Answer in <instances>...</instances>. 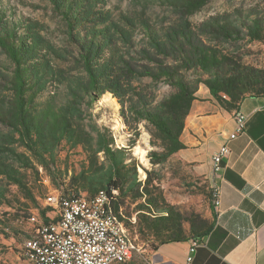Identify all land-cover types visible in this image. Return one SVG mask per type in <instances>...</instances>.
Returning <instances> with one entry per match:
<instances>
[{"label": "rangeland", "instance_id": "rangeland-1", "mask_svg": "<svg viewBox=\"0 0 264 264\" xmlns=\"http://www.w3.org/2000/svg\"><path fill=\"white\" fill-rule=\"evenodd\" d=\"M56 1L0 0L1 31L15 33L27 42L24 56L29 85L36 94L34 105L53 100L68 114L83 143L71 147L72 143L64 140L59 153L61 170L50 173L20 145L13 127L0 118V170L9 167L13 177L23 180L20 185L0 173L4 196L0 204V264H33L24 254L25 241L34 230L30 218L36 215L45 220L46 212L54 216L53 208L46 203L50 193L71 195L70 186L78 177L106 182L113 176L124 181L122 206L126 216L135 218V223L127 220V225L131 237L141 246L132 260L115 264H145L149 252L163 240L200 230L213 191L196 177L190 183V198L169 197L168 188L173 184L170 164L159 157L164 152L162 140L135 113V108L143 107L141 99L131 92L122 97L111 92L96 95L90 88L82 52L87 47L99 49L100 55L115 60L117 66L125 61L142 72L136 73L134 88L144 101L156 104L168 97L172 88L164 77L143 74L156 72L166 62L175 63L172 55L160 52L164 48L169 54L173 52L165 35L174 37L181 27L195 37L202 32L208 34L212 17L224 18L233 29L232 39L221 36L218 40L230 59L264 71V40L248 35L254 17H260L264 26V0H212L193 15L182 8L183 0ZM69 5L70 12L65 14L63 9ZM14 68L0 47L3 116L12 112ZM102 138L122 151L119 157L124 161L118 168L103 151H97ZM137 146L147 150L146 160L136 152ZM179 199L185 201L178 203Z\"/></svg>", "mask_w": 264, "mask_h": 264}, {"label": "trees", "instance_id": "trees-1", "mask_svg": "<svg viewBox=\"0 0 264 264\" xmlns=\"http://www.w3.org/2000/svg\"><path fill=\"white\" fill-rule=\"evenodd\" d=\"M211 1L183 0L181 5L190 15H193ZM70 9L69 5L63 11L67 14ZM253 21L254 27H248V35L253 40H264L263 21L258 16L254 17ZM1 22L2 15L0 14V47L6 51L15 65L11 80L15 94L11 114L3 116L0 113V118L13 127L18 135L17 140L20 145L30 150L45 170L50 173L58 172L61 170L60 145L64 140L72 143L71 147L82 144L81 135L73 126L68 114L63 108L57 107L53 100L34 105L36 94L32 92V87L29 85L30 75L24 56L27 42L19 40L15 33L2 32ZM197 28L202 30L200 27ZM221 36L226 40L232 39L233 29L227 20L218 17H212L211 31L208 34L202 32L195 37L191 31L187 32L181 27L180 30H175L174 37L165 35L173 52L169 54L166 48L160 52L169 57L172 55L175 63L166 62V64H161L156 72L148 71L143 74L156 79L164 77L166 83L172 88L170 95L156 104L144 101L134 88L135 75L142 72H138L125 61L121 66H117L115 60H108L105 56L100 55L99 49L95 51L91 47H87L82 54L90 78V88L96 95L111 92L122 97L131 92L141 99L143 107L141 109L134 107L135 113L139 120H145L150 124L153 127L154 135L162 140L164 152L159 155L160 159H168L172 153L184 147L181 142V134L185 119L193 101L197 98V91L201 84L207 86L213 97L227 110H238L246 95H264V71L255 70L231 60L225 49L220 46L218 40ZM123 113L128 118L125 110ZM98 145L97 151H103L112 161L114 168H118L124 161L119 157L122 151L115 149L110 140L102 138ZM0 173L13 178L20 185L23 183V180L13 177L9 167L0 170ZM70 187L72 194H86L89 197L95 196L101 190L108 191L109 194L113 190H118L119 195L116 196L112 206L116 210L120 208L117 216L127 227V220L134 223V217L126 216L124 213L120 196L124 181L120 177H110L106 182H89L88 179L78 177L77 182ZM94 187L103 188L93 192ZM3 199V192H0V204L4 202ZM47 214L48 212H46ZM49 220L50 218L46 217L44 221ZM184 237L185 235L173 234L168 240L162 242L179 241Z\"/></svg>", "mask_w": 264, "mask_h": 264}, {"label": "crops", "instance_id": "crops-1", "mask_svg": "<svg viewBox=\"0 0 264 264\" xmlns=\"http://www.w3.org/2000/svg\"><path fill=\"white\" fill-rule=\"evenodd\" d=\"M239 109L247 115L245 132L231 139L235 110L200 85L181 134L184 147L168 157V195L190 198V183L199 177L217 191L220 203L212 193L200 230L159 243L145 264H187L193 238L200 244L192 264H264V95H246ZM223 144L231 152L216 170L213 156Z\"/></svg>", "mask_w": 264, "mask_h": 264}, {"label": "built area", "instance_id": "built-area-1", "mask_svg": "<svg viewBox=\"0 0 264 264\" xmlns=\"http://www.w3.org/2000/svg\"><path fill=\"white\" fill-rule=\"evenodd\" d=\"M234 119L231 139L245 132L247 115L238 109ZM230 152L229 145L223 144L214 154L216 170L221 168L223 159ZM117 195L118 190L111 194L107 191L105 196L90 200L79 199L76 194L50 193L46 203L55 214H47L49 221L39 220L36 215L30 218L34 230L25 241V256H32L33 264H115L129 261L141 246L136 239L134 243H127L123 225L117 219L120 208L116 210L112 206ZM213 199L219 205L216 190ZM199 244L198 239L191 240L187 264H192Z\"/></svg>", "mask_w": 264, "mask_h": 264}, {"label": "bare ground", "instance_id": "bare-ground-1", "mask_svg": "<svg viewBox=\"0 0 264 264\" xmlns=\"http://www.w3.org/2000/svg\"><path fill=\"white\" fill-rule=\"evenodd\" d=\"M109 94V95H108ZM106 95H108V96H110L111 98H113L112 96H111V94L110 93H107ZM105 95V96H106ZM136 152L138 153V154H141V157L143 158V159H145L146 160V153H147V150L146 149H143L141 146H137L136 147ZM105 194H107V191H105V190H101L99 193H97L95 196H93V197H89L88 195H86V194H76L77 195V197L79 198V199H86V198H90V200H97V197H103V196H105ZM117 219H119L120 220V222H121V224L123 225V228H124V233H125V235L127 236V243H134V241L132 240V238H131V236H130V232H129V229H128V227L126 226V224L117 216ZM133 221H134V218H133ZM28 259H29V261L30 262H32V256H28Z\"/></svg>", "mask_w": 264, "mask_h": 264}]
</instances>
